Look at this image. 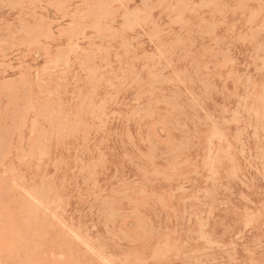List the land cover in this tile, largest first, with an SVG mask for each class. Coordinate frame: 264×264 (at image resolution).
I'll use <instances>...</instances> for the list:
<instances>
[{
	"label": "rangeland",
	"instance_id": "1",
	"mask_svg": "<svg viewBox=\"0 0 264 264\" xmlns=\"http://www.w3.org/2000/svg\"><path fill=\"white\" fill-rule=\"evenodd\" d=\"M0 264H264V0H0Z\"/></svg>",
	"mask_w": 264,
	"mask_h": 264
}]
</instances>
